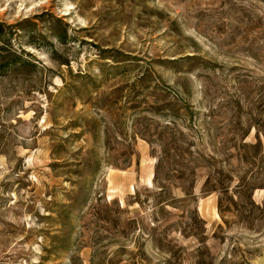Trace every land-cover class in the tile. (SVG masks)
Instances as JSON below:
<instances>
[{"label": "rangeland", "instance_id": "obj_1", "mask_svg": "<svg viewBox=\"0 0 264 264\" xmlns=\"http://www.w3.org/2000/svg\"><path fill=\"white\" fill-rule=\"evenodd\" d=\"M0 24V264H264V0Z\"/></svg>", "mask_w": 264, "mask_h": 264}, {"label": "trees", "instance_id": "obj_2", "mask_svg": "<svg viewBox=\"0 0 264 264\" xmlns=\"http://www.w3.org/2000/svg\"><path fill=\"white\" fill-rule=\"evenodd\" d=\"M4 30V27L0 24V31L2 32Z\"/></svg>", "mask_w": 264, "mask_h": 264}]
</instances>
